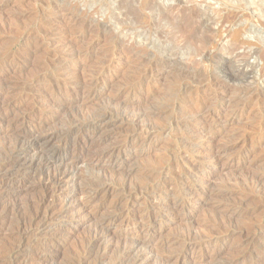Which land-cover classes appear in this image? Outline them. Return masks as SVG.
Returning <instances> with one entry per match:
<instances>
[{
  "label": "rangeland",
  "instance_id": "374dc122",
  "mask_svg": "<svg viewBox=\"0 0 264 264\" xmlns=\"http://www.w3.org/2000/svg\"><path fill=\"white\" fill-rule=\"evenodd\" d=\"M128 1L130 4L132 3V12L136 9L141 10L140 6L144 1L151 3L150 0H137V2H135L136 0H134V2L132 0ZM52 2L54 4H52ZM128 7L129 4L127 5L125 0H0V61L3 64L2 66L0 62V70H6L10 67L14 69L4 80L7 85L4 83L5 86H0L1 90L4 89L3 93L7 92V94H5L7 98L2 95L3 97L0 98V101L6 102L8 97L10 100V98H14L17 95L18 97L21 95V97L29 98V94L25 91L24 82L29 80L31 76H34L36 72H39L38 70L41 67L40 63L43 65L50 58H54L55 60L59 58V64L62 63L61 65H66L71 69L74 68L70 72V77L67 79L70 80H65L63 82L62 80H57L53 75H50L48 78H42L39 83L64 87L65 89L71 90V95L72 89H75L74 87L78 85V82L80 83V81L84 79V81L90 80L89 82L93 83L96 81L95 85H97V90L94 94H92V92L80 93L78 91L74 99L71 95L62 94L55 96L52 99V103L61 104V110L52 111V108L48 110L47 108L42 109L40 107L32 108L34 114L33 118L27 124L29 127L42 125L45 121L47 122V126H52V128L47 127V129L51 128L48 131L54 132V130H58L61 127L59 126L60 123L61 125L65 123L67 116L81 114V111L83 113L81 117L89 116V112L92 110L102 111L104 109L108 110L109 108L111 110H117V108L121 110V108L125 107L124 109H126L127 114L132 113V115H128L121 124L119 122L118 125L115 126L116 129L112 130L110 136L106 139L97 142L99 138L94 140V138L88 136L80 138V141L72 138L73 140L70 139L60 151V156H62L66 162L73 161L77 154H80V159L76 164V166L78 165L76 169L77 175L68 181L63 186L62 190H60L59 194L61 195L55 200L57 212L54 217L50 218L49 221H46L43 225V227L46 226V229H44L45 227L39 229V225L38 227L34 225L29 228L31 231L29 234L35 236L28 235L27 237H29V239L26 237L25 242L28 247L25 246L24 250L28 252L31 250L30 254L33 255L34 253L38 255H50L49 264H79L77 262L78 256L84 248L88 246L92 248L91 254L95 256L92 257L91 255L89 257L90 259L87 260L89 264H94L97 256H102V264H162V260L167 257L172 264H264V182L263 184L261 183V186V184H255L253 180H251L252 178L250 179L251 172H256V169L257 172L264 170V159L260 164L247 165L243 163L241 158L244 155H248L249 159H251L252 155L259 152L264 153V137L261 145L256 148L251 146L256 142V139L253 138L255 137L254 130L257 128L256 126L259 127L261 124L264 125V111L259 110L261 106L259 102L264 98V0H152L149 7L141 10L142 16L140 18L136 16L133 17L132 15H134V13H126L129 10ZM62 8L65 9V11ZM77 13L79 16H77ZM67 16L79 17L80 19H78L77 22H72ZM61 18H64V20H61ZM146 23H148V25ZM149 23H151L150 27ZM195 24L197 26H195ZM182 27L183 29H181ZM186 33L187 35H192L193 38L191 37L187 40L185 37ZM47 39H50L49 43ZM68 39H71L72 43H74V45L72 44L73 51H80V57H77L71 52L72 48L70 49L66 43ZM236 39H238L241 44L235 46L233 41ZM90 45L93 49L91 51H86L85 48ZM24 50H32V53L27 58L16 59L17 61L6 62V64L3 62V56L8 54L17 55L19 51L23 52ZM51 50H55L52 51L54 54ZM47 58L49 59L47 60ZM18 62L21 63L22 66L18 65ZM158 62L161 63L158 64ZM227 63L229 64L227 65ZM150 68L153 69L151 70ZM225 71L227 73H225ZM142 74H145L146 77ZM9 75L11 76L9 77ZM72 75L78 76L75 78ZM99 75L102 76L100 77ZM212 77L218 78L222 84H224V91L220 90V93L225 96V100L229 97H233L238 89L242 88L243 90L249 91L247 97L243 99L244 102L242 101L237 105L234 104V106H229L226 110L227 112L224 108V104L226 103L225 100H218L212 105V111L223 110V118L225 115L227 116L228 112L231 113L232 111L235 113L238 122L234 124L233 132H237L240 135L238 134V139L235 140L233 155L229 157L225 154V157L223 156L219 160L220 162L222 160L221 163L219 161L218 164V162L206 160L196 162L191 166L190 163L192 162V158L197 156L195 148L206 149L207 147L206 150H216V147L225 141V137L222 138L224 135H221L223 134L220 131L221 125H212L208 128L209 131H207L205 125L200 120L198 121L194 118L191 120L190 118H183L180 116V111L182 109L190 108L192 99L201 96L202 93L208 92V89L203 87V85L206 80H210ZM197 78L199 79L197 80ZM72 81L78 82H73V84ZM244 86L246 87L244 88ZM177 88L180 89L178 90ZM189 88L191 91L188 93L187 90H189ZM195 89L197 90L195 91ZM229 93L232 94L228 95ZM81 94H83V96ZM186 94L189 97L185 96ZM251 94L253 95L250 96ZM183 96L184 99L182 102H179L178 109L172 111L170 107L173 102L177 101V98ZM186 98L188 99L187 103ZM122 102L124 104H122ZM25 104L24 102L18 107L16 106L13 108V110L15 112H27ZM26 105L29 107L28 103ZM20 107L23 108V110H20ZM133 115L138 116L134 119L136 121L134 127L131 125L132 122L130 123L133 119ZM226 116L224 119L222 117L220 118L222 123L227 121ZM5 117L8 119L9 116H7V114L3 115L0 112V152L6 150L5 143L9 140V137H7L9 133L8 131L6 132L7 122ZM64 119L65 121H62ZM183 119L185 120L184 126L180 127L177 125V122L181 124L184 121ZM180 120H182V122ZM246 126L248 127L247 129ZM132 127L133 129L136 128L133 130ZM189 127L191 129H189ZM137 128L141 130L138 131ZM152 130H154L155 133ZM242 133L247 134V138L243 137ZM174 134L178 136L175 137ZM146 136L149 139L146 138ZM210 136L211 139H209ZM126 137L134 138V143L131 146L128 145L129 147L122 145V141ZM207 141L212 142H208L209 144H207ZM113 146L115 149L110 159L101 156L103 152H106L107 149ZM152 169L156 171L157 174L155 172L154 175L149 176L146 171ZM186 171H188V173ZM179 172L183 173L180 174ZM197 173H199V176H197ZM143 175H147L146 178ZM147 177L150 180H148ZM198 177H202V182L198 180ZM163 179H165L166 182ZM72 181H74V183ZM94 181L97 183V186ZM203 181L209 183L214 188L220 190L225 189V191L229 192V196L228 194L227 196L230 197V200H226L228 197L225 196V206L220 210H215L213 206L205 204H196L194 208H188L193 200L191 192H198ZM145 184L146 186H144ZM154 184L157 189L154 188ZM138 185H143V190L141 189V191L137 193H135V191L133 192L131 186L134 188L138 187ZM77 186H82L83 193L79 195L75 193V187ZM150 187L151 189H149ZM124 190L126 192H124ZM14 191L15 192L12 191L13 194L10 196V200H12L11 205L9 203L8 206L5 207L9 209L7 210L9 215L8 219H14L12 221L15 222L26 214V212H30L28 208L29 202L30 199H34L35 194L24 186H17ZM175 193H178V196ZM233 195L239 198L236 199ZM235 200H238L237 203ZM238 203L241 204L238 205ZM13 204L14 207L12 206ZM26 204L28 211L24 208ZM17 205H19L20 211L16 209ZM168 205H170L171 208ZM9 207H11L12 211ZM2 208L3 210L0 211V218L2 219L3 217L5 221L4 216L6 215L4 213V207ZM96 209L100 210V214H98L101 215V217H97L99 216L98 214L96 216L93 214L92 211ZM21 210H23L22 213ZM8 219L4 226H0V249L5 243H9L12 240V238L9 239V237H12L14 233L12 226L14 222L12 223V221ZM100 219L110 220L107 225V238L103 240L104 242L97 240L95 232L97 231ZM139 226L141 228H139ZM208 226L210 227L208 228ZM214 226H216V229ZM239 226L240 228L242 227V230H245V233L256 234V238L243 239V237L239 235V231L241 230L238 228ZM32 228L35 229V232ZM209 232L216 233L218 237L214 238L215 236H213L210 238L209 251L206 257L200 256V253L197 252L193 255L189 253L184 256V258L178 255L180 249L191 247L193 240L207 238V236L210 235ZM132 234L142 235L146 240L150 235L152 238L150 237L146 249L144 247L139 251L134 250V253H131L127 258L123 256L121 251L122 247L126 244L124 238H128ZM204 234L205 236H203ZM200 236L202 238H200ZM34 240H38V243ZM122 242L124 245H122ZM243 242L247 244H243ZM237 248L239 250H237ZM142 250L145 252V257L147 256L148 258L145 261L143 258H139L140 253L143 252ZM210 250L211 252L213 251V254L216 253V259L214 261L207 257L211 254ZM106 251H108V253ZM117 251H119V253H117ZM77 252H79V254ZM240 259H242V263L239 261ZM231 260H233V262ZM28 261L26 263L34 264L31 257ZM87 262L85 264H87Z\"/></svg>",
  "mask_w": 264,
  "mask_h": 264
},
{
  "label": "bare ground",
  "instance_id": "6f19581e",
  "mask_svg": "<svg viewBox=\"0 0 264 264\" xmlns=\"http://www.w3.org/2000/svg\"><path fill=\"white\" fill-rule=\"evenodd\" d=\"M58 1V0H57ZM62 1V0H61ZM65 1V0H64ZM127 2V5L129 4V10L126 12V13H134V15H132L133 17L136 16L137 18H140L142 16V9L144 8H147L151 5L152 3V0L151 3L149 2H146L144 1L140 8L141 10H134L133 12L131 11L132 10V7H131V4L128 0H125ZM134 2V0H132ZM142 1V0H141ZM124 2V1H123ZM137 2V0L135 1ZM139 2V1H138ZM58 3V2H57ZM51 4V3H50ZM52 4H54L52 2ZM59 4V3H58ZM69 4V3H68ZM157 5V4H156ZM58 6V5H57ZM68 6V5H67ZM133 6V5H132ZM50 7H53V6H50ZM63 7V6H62ZM79 8V7H78ZM63 9V8H62ZM58 10V9H57ZM61 10V9H60ZM65 11V9H63ZM79 10V9H78ZM171 11V10H170ZM159 12V11H158ZM193 12V11H192ZM196 12V11H195ZM61 13V12H60ZM70 13V12H68ZM73 13V12H72ZM169 13V12H168ZM63 14V13H62ZM66 14V13H65ZM74 14V13H73ZM166 14V13H165ZM198 14V13H196ZM61 15V14H60ZM64 15V14H63ZM67 15V14H66ZM194 15V14H192ZM70 16V15H69ZM68 17L69 20H71L72 22H77L78 19H80L79 17ZM75 16V15H74ZM77 16L78 13H77ZM126 16V15H125ZM148 16V15H147ZM63 17V16H62ZM118 17V16H117ZM132 17V18H133ZM150 17V16H149ZM168 17V15H167ZM125 18V17H124ZM169 18V17H168ZM189 18V17H188ZM64 20V18H61V20ZM117 19V18H116ZM186 19V18H185ZM120 20V19H119ZM127 20V19H125ZM135 20V19H134ZM133 20V21H134ZM188 20V19H187ZM186 20V21H187ZM190 20V19H189ZM82 21V20H81ZM87 21V20H86ZM122 21V19H121ZM181 21V20H180ZM185 21V20H184ZM202 21V20H201ZM63 22V21H62ZM93 22V21H92ZM98 22V21H97ZM150 22V21H149ZM188 22V21H187ZM68 23V22H67ZM87 23V22H86ZM142 23V22H141ZM186 23V22H185ZM200 23V22H198ZM197 23V24H198ZM76 24V23H75ZM83 24V23H82ZM145 24V23H144ZM148 25V23H146ZM150 24L149 23V27H150ZM182 24V22H181ZM190 24V23H189ZM69 25V24H68ZM84 25V24H83ZM100 25V24H99ZM199 25V24H198ZM72 26V24H71ZM70 26V27H71ZM94 26V25H93ZM92 26V27H93ZM104 26V25H103ZM183 26V25H182ZM195 26H197L195 24ZM87 27V26H86ZM146 27V25H145ZM148 27V26H147ZM148 27V28H149ZM147 28V29H148ZM152 28V26H151ZM150 28V29H151ZM193 28V27H192ZM195 28V27H194ZM200 28V27H198ZM96 29V28H95ZM183 29V27L181 28ZM201 29V28H200ZM91 30V29H90ZM106 30V29H105ZM185 30V29H184ZM187 30V29H186ZM195 30V29H194ZM24 31V30H23ZM46 31V30H45ZM44 31V32H45ZM86 31V30H85ZM84 31V32H85ZM176 31V30H175ZM174 32V31H173ZM191 31L189 30V33ZM199 32V31H198ZM41 33V32H40ZM39 33V34H40ZM91 33V32H90ZM182 33V32H181ZM196 33V32H195ZM185 34V33H184ZM191 34V33H190ZM197 34V33H196ZM194 34V35H196ZM193 35V36H194ZM46 36H49V35H46ZM51 36V35H50ZM68 36V35H67ZM234 36H237V35H234ZM21 37V36H20ZM43 37V36H42ZM92 37V36H91ZM186 39L189 40L192 35H187L186 33ZM212 37V36H211ZM40 38V37H39ZM176 38V37H175ZM193 38V37H192ZM206 38V37H205ZM208 38V37H207ZM74 39V38H72ZM41 40V39H40ZM43 40V39H42ZM48 40V39H47ZM50 40V39H49ZM48 40V43L50 42ZM176 41V40H175ZM234 42V45L237 46L239 44H241V42L236 39ZM56 43V42H55ZM53 43V44H55ZM65 43V42H64ZM67 43V46H69V48L72 50L71 52L73 54H75L77 57H80L79 56V52L78 51H73V47H72V44L74 45V43H72L71 39H68L66 41ZM107 44V43H106ZM79 45V44H78ZM54 46V45H53ZM100 46V45H99ZM123 46V45H122ZM163 47V46H162ZM68 48V50H69ZM119 48V47H118ZM52 49V48H51ZM86 51H91L93 48L92 46H87L86 48ZM163 49V48H162ZM186 49V48H185ZM216 49V48H215ZM234 49V48H233ZM27 50V49H26ZM60 50V49H59ZM124 50V49H122ZM22 51V50H21ZM32 51V50H31ZM31 51H23V52H18L17 55H6V56H3V62H11V61H15L16 59H23V58H27L32 52ZM52 51H55V50H51ZM58 51V50H57ZM85 51V50H84ZM205 51V50H204ZM93 52V51H92ZM110 52V51H109ZM118 52V51H117ZM213 52V51H212ZM210 52V53H212ZM257 52V51H256ZM54 54V52H52ZM58 53V52H57ZM56 53V54H57ZM112 53V52H111ZM120 53V52H119ZM13 54V53H12ZM117 54V53H116ZM123 54V53H122ZM127 54V53H126ZM130 54V53H129ZM137 54V53H136ZM4 55V54H3ZM93 55V53H92ZM112 55V54H111ZM117 55H120V54H117ZM132 55V54H131ZM130 55V57H131ZM203 55V54H202ZM60 56V55H59ZM58 56V57H59ZM127 56V55H126ZM134 56V55H133ZM138 56V55H137ZM136 56V57H137ZM62 57V56H61ZM84 57V56H83ZM90 57V56H89ZM129 57V56H128ZM129 57V58H130ZM140 57V56H139ZM31 58V57H30ZM64 58V57H63ZM94 58V57H93ZM111 58V57H110ZM138 58V57H137ZM49 58H47L48 60ZM59 59V58H58ZM58 59H49L48 61H46L43 65L40 63L41 67L39 68V72H36V74L34 76H31L29 80L25 81L24 84H25V91H27L26 93L29 94V98H25V97H21V95L18 97V95L16 97H12L10 98L9 100V97L8 99H6L7 101L6 102H3V101H0V112L1 114H7L8 119L6 118V122H7V130L6 132L8 131L9 135L7 137H9V140L6 141L5 143V147H6V150L4 152H0V211L3 210L2 207H4V213L6 216H4L5 218V221L3 220V217L2 219L0 218V226H4L6 220L8 219V212L7 210L8 207H5V206H8V204L10 203L11 205V202L12 200H10V196L13 192H15L14 190L17 188V186H24L26 187L27 189H29V191H33L34 192V199L31 200L30 199V202H29V211L30 212H26V214H24L22 217H20L17 221H12L14 219H8L9 221L11 220L12 223L14 222V224H12L13 226V229H14V233L12 235V237H9V239L12 238V240L9 242V243H5L1 249H0V264H28L26 263L28 261V259H30L31 257V260H33L34 264H49L48 261L50 260V255H47V254H43V255H38V254H30V252H28L27 250H24L25 246L28 247L27 243L25 242V239L28 235H30L29 233L31 232L30 231V227L32 226H36L38 227L39 225V229L43 227V225L46 223V221H49L50 218L54 217L55 213L57 212L56 211V201L58 199V197L61 195L59 194L60 190H62L63 186L68 182L70 181L71 179H73L74 177H76L77 173H76V169H77V162L78 160L80 159V154H77L76 158L71 161V162H66V160L60 156V151L65 147V145L70 141V139H74V140H79L80 138L82 137H85V136H88L90 138H94V140L96 138H99V141H102L104 139H106L107 137L110 136L111 134V131L112 130H115L116 127L118 125V123L120 122V124L127 118L128 115H132V113H129L127 114L126 113V109H124L125 107L121 108V110H119L117 108V110H114L113 107L111 110L108 109H104L102 111H99V110H95V111H91L89 112V116L87 117H81V114L83 115L82 111H81V114H72L70 116H67L66 118V121L65 119L62 120V121H65V123L63 125H60L61 126L58 130H54V132H50L48 131L49 129L52 128V126H47L46 123L47 122H43L42 125H38V126H34V127H29L27 124L28 122L33 118V110L32 108L34 107H40V108H47L48 109H51L52 108V111H58L60 108H62V105L61 104H54L52 103V99L55 97V96H59V95H68L70 96L71 95V90H68V89H65L64 87H61V86H54V85H47V84H42V83H39V81L43 78H48L50 75H53L54 77L57 78V80H62L63 82L65 80L68 79V77H70V72L74 69H71L69 68L68 66L66 65H61L59 64V61ZM61 59V58H60ZM77 59V58H76ZM83 60V59H82ZM139 60V59H138ZM146 60V59H145ZM206 60V58H205ZM17 61V60H16ZM23 61V60H21ZM28 61V60H27ZM94 61V60H93ZM103 61V59H102ZM134 61V60H133ZM137 61V60H136ZM140 61V60H139ZM138 61V62H139ZM157 61V60H156ZM160 61V60H159ZM208 61V60H207ZM221 61V60H220ZM1 62V61H0ZM32 62V61H31ZM97 62V61H96ZM205 62V61H204ZM225 62V61H224ZM13 63V62H12ZM19 63V62H18ZM88 63V62H87ZM98 63V62H97ZM161 63V62H160ZM158 62V64H160ZM2 64V62H1ZM11 64V63H10ZM229 63H227L228 65ZM18 65H21V63H19ZM138 65V64H137ZM163 65V64H162ZM3 66V64H2ZM22 66V65H21ZM91 66V65H90ZM155 66V65H154ZM226 66V65H225ZM32 67V66H31ZM158 67V65H157ZM165 67V66H164ZM227 67V66H226ZM83 68V67H82ZM221 68V67H220ZM151 69V68H150ZM153 69V68H152ZM151 69V70H152ZM162 69V68H161ZM14 69L13 67H10L8 69H2L0 70V77H1V81H0V86H5V78L6 76L12 72ZM18 70V69H17ZM16 70V71H17ZM28 70V69H27ZM143 70V69H142ZM94 71V70H93ZM147 71V70H146ZM201 71V70H200ZM15 72V71H14ZM21 72V71H19ZM77 72V71H76ZM141 72V71H140ZM150 72V71H149ZM223 72V71H222ZM31 73V72H30ZM81 73V72H80ZM148 73V72H147ZM225 73H227L225 71ZM29 74V73H27ZM34 74V73H33ZM79 74V72H78ZM96 74V73H95ZM101 74V73H100ZM193 74V72H192ZM195 74V73H194ZM12 75V74H11ZM9 75V77L11 76ZM17 75V74H16ZM82 75V73H81ZM143 76H145V74H142ZM141 75V76H142ZM150 75V74H149ZM199 75V74H198ZM201 75V74H200ZM264 75V74H263ZM18 76V75H17ZM26 76V75H25ZM30 76V75H29ZM73 77H77L76 75H72ZM71 76V77H72ZM100 76V75H99ZM102 76V75H101ZM100 76V77H101ZM196 76V75H195ZM193 76V77H195ZM204 76V75H203ZM214 76V75H213ZM146 77V76H145ZM206 77V76H205ZM204 77V78H205ZM210 77V76H209ZM52 78V77H51ZM50 78V79H51ZM80 78V77H79ZM83 78V77H82ZM99 78V77H98ZM139 78V76H138ZM18 79V78H17ZM26 79V78H25ZM84 79V78H83ZM97 79V77H96ZM102 79V78H100ZM131 79V78H130ZM146 79V78H145ZM193 79V78H192ZM199 78H197L198 80ZM24 80V79H23ZM56 80V79H55ZM56 80V81H57ZM70 80V79H69ZM67 80V81H69ZM85 80V79H84ZM80 81V83L78 81H72V83L74 82H78V85H76V87H74L75 89H72V95L73 96L72 98L74 99L77 95V92L79 91L80 93H90L92 92V94H94V92H96L97 90V85H95V82H89V81ZM95 80V78H94ZM104 80V79H103ZM139 80V79H138ZM202 80V78H201ZM205 80V79H203ZM8 81V80H7ZM133 81V80H132ZM144 81V79H143ZM195 81V80H194ZM58 82V81H57ZM60 82V81H59ZM191 82V81H190ZM5 83V84H4ZM73 83V84H74ZM9 84V83H8ZM56 84V83H55ZM62 84V83H61ZM66 84V83H64ZM185 84V83H184ZM193 84V83H192ZM7 85V84H6ZM58 85V84H57ZM63 85V84H62ZM99 85V84H98ZM196 85V84H194ZM200 85V84H199ZM198 85V86H199ZM23 86V85H22ZM99 87V86H98ZM131 87V86H130ZM180 87V86H179ZM189 87V86H188ZM200 87V86H199ZM203 87L207 88L208 89V92L206 93H202L201 96L197 97V98H194L191 100V105H190V108L188 109H182L180 111L181 113V117L183 118H190L192 120V118L194 119H197L198 121L200 120L204 125H205V129L208 130L209 127H211L212 125H221L220 127V131L223 133L221 135H224L222 138L225 137V141L223 143H221V145H219L218 147H216V150H206V149H198V148H195V151L197 153V156H195L194 158H192V162L190 163L191 166H193L196 162H201V161H206V160H210V161H213V162H218L220 160V158H222L225 154H227V156L230 157V155H233L234 153V144H235V140L238 139L237 135L239 133L237 132H233V126L235 123L238 122V119H236V115L234 112L231 111V113L228 112L227 116H226V120L224 123H222L220 121V118L223 116V110H216V111H212V105L214 103H216L218 100H225V96H223L221 93H220V90L224 91V84H222V82L218 79V78H214L212 77L210 80H206V82L204 83ZM233 87V86H232ZM246 86H244L245 88ZM187 88V87H186ZM185 88V89H186ZM195 88V87H194ZM21 89H24V88H21ZM121 89V88H120ZM135 89V88H134ZM138 89V88H137ZM142 89V88H141ZM178 89V88H177ZM180 89V88H179ZM178 89V90H179ZM182 89V88H181ZM227 89V88H226ZM256 89V88H255ZM145 90V89H144ZM184 90V89H183ZM197 89H195L196 91ZM202 90V89H201ZM229 90V89H228ZM227 90V91H228ZM13 91V90H12ZM20 91V90H19ZM24 91V92H25ZM120 91V90H119ZM188 93L190 90H187ZM200 91V90H199ZM206 91V90H204ZM203 91V92H204ZM236 91V90H235ZM4 92V89L1 90L0 88V98L3 97L2 95H4L5 98H7L5 94H7V92L3 93ZM117 92V91H116ZM136 92V91H135ZM144 92V91H143ZM148 92V91H147ZM185 92V91H183ZM193 92V91H192ZM248 92L247 90H243L242 88L241 89H238L236 91V93L234 94L233 97H229L227 100H225V111L227 110V108L231 105L234 106V104H238L239 102H244V98L247 97L248 95ZM10 93V92H9ZM19 93V92H18ZM16 93V94H18ZM38 93V94H37ZM98 93V92H97ZM139 93V92H138ZM149 93V92H148ZM187 93V92H186ZM187 93V94H188ZM263 93V92H262ZM13 94V93H12ZM25 94V93H24ZM117 94V93H116ZM147 94V93H146ZM185 95L187 97H189L188 95ZM232 93H229L228 95H231ZM264 94V93H263ZM23 95V94H22ZM35 95H38V96H35ZM83 96V94H81ZM142 95V94H141ZM176 95V94H175ZM183 95V93H182ZM227 95V96H228ZM253 94H251L250 96H252ZM262 95V94H261ZM9 96V95H8ZM13 96V95H12ZM86 96V95H85ZM226 96V97H227ZM257 96V95H256ZM11 97V96H10ZM192 97V96H190ZM194 97V96H193ZM196 97V96H195ZM27 99V100H26ZM72 99V100H73ZM116 99V98H115ZM142 99V98H141ZM184 99V96L183 97H179L177 98V101L173 102V104L171 105L170 109L172 111H175L176 109H178V104L179 102H182ZM146 100V99H145ZM169 100V98H168ZM173 100V99H172ZM186 103L188 102V99L186 98ZM27 101V102H26ZM122 101V100H121ZM28 103L29 104V107H27V105L25 104L26 108L27 109V112L26 111H20V112H15L13 110V108H15L16 106L18 107L19 105L23 104V103ZM171 102V101H170ZM185 102V101H184ZM118 103V102H116ZM221 103V102H220ZM122 104H124L122 102ZM185 104V103H184ZM235 105V106H236ZM247 105V104H246ZM259 105L260 108L259 110L260 111H264V98L262 99L261 102H259ZM71 106V105H70ZM75 106V105H74ZM118 106V105H116ZM186 106V105H185ZM232 106V107H233ZM241 106V105H240ZM64 107V106H63ZM69 107V106H68ZM111 107V106H109ZM214 107V106H213ZM223 107V106H222ZM239 107V106H238ZM107 108V107H106ZM128 108V107H127ZM132 108V107H131ZM215 108V107H214ZM257 108V107H256ZM166 109V108H165ZM216 109V108H215ZM244 109V108H243ZM20 110H23V108L20 107ZM46 110V111H47ZM61 110V109H60ZM160 110V109H159ZM163 110V109H162ZM180 110V109H179ZM230 110V108H229ZM256 110V109H255ZM258 110V108H257ZM72 111V110H71ZM90 111V110H89ZM141 111V110H140ZM161 111V110H160ZM13 112V113H12ZM36 112V111H35ZM88 112V111H87ZM159 112V111H158ZM169 112V111H167ZM166 112V113H167ZM215 112V113H214ZM227 112V111H226ZM241 112V111H240ZM256 112V111H255ZM53 113V112H52ZM56 113V112H54ZM80 113V112H79ZM248 113V111H247ZM253 113V112H252ZM258 113V112H257ZM163 114V113H162ZM169 114V113H168ZM177 114V113H175ZM241 114V113H240ZM261 114V113H260ZM67 115V114H66ZM138 115V114H137ZM135 116L133 115V119L132 121H130V123L132 122V126L134 127L136 125V121L134 119H136L138 116ZM142 116V115H141ZM144 116V115H143ZM224 116V118H225ZM239 116V115H238ZM241 116V115H240ZM245 116V115H244ZM250 116V115H249ZM247 116V117H249ZM218 117V118H217ZM243 117V116H242ZM251 117V116H250ZM249 117V118H250ZM65 118V117H64ZM175 118V117H174ZM223 118V117H222ZM223 118V119H224ZM189 119V120H190ZM247 119V118H246ZM4 120V119H3ZM44 120V119H43ZM46 120V119H45ZM141 120V118H140ZM171 120V119H170ZM169 120V121H170ZM184 120V119H183ZM34 121V120H33ZM176 121V120H175ZM182 122V120H180ZM224 121V120H223ZM191 122V121H190ZM189 122V123H190ZM197 122V121H196ZM63 123V122H62ZM129 123V122H128ZM140 123V122H139ZM169 123V122H168ZM176 123V122H175ZM184 123H185V120L180 124V122L178 123L177 122V125H179L180 127L184 126ZM201 123V124H202ZM40 124V123H39ZM200 124V122H199ZM171 125V124H169ZM168 125V126H169ZM194 125V123H193ZM259 125V124H258ZM121 126V125H120ZM123 126V124H122ZM126 126V125H125ZM139 126V125H138ZM137 126V127H138ZM157 126V125H156ZM167 126V125H166ZM172 126V125H171ZM170 126V127H171ZM4 127H5V124H4ZM47 127H51L49 129H47ZM115 127V128H114ZM132 127V129H133ZM186 127V126H185ZM193 127V126H192ZM218 127V126H217ZM257 127V128H256ZM255 130H254V136L253 138L256 139V142L254 145H251L253 146V148H256L258 147L259 145H261L262 143V139L264 137V125H259L256 126ZM1 128V127H0ZM118 128V127H117ZM127 128V127H126ZM131 128V127H130ZM136 128V127H135ZM134 128V129H135ZM141 128V127H140ZM144 128V127H143ZM150 128V127H148ZM147 128V129H148ZM166 128V127H165ZM173 128H176V127H173ZM248 127L246 126V129ZM128 129V128H127ZM133 129V130H134ZM138 131L139 128H137ZM136 129V131H137ZM178 129V128H177ZM180 129V128H179ZM189 129H191L189 127ZM213 129V128H211ZM217 129V128H216ZM250 129V128H249ZM253 129V128H252ZM125 130V128H124ZM129 130V129H128ZM144 130V129H143ZM170 130V129H169ZM235 130V129H234ZM238 130V128H237ZM132 131V130H131ZM137 131V132H138ZM146 131V130H144ZM154 132V130H152ZM172 131V129H171ZM188 131V129H187ZM243 131V130H241ZM248 131V130H247ZM246 131V132H247ZM253 131V130H252ZM129 132V131H128ZM152 132V133H153ZM180 132V130H179ZM186 132V131H185ZM214 132V131H213ZM218 132V131H217ZM239 132V131H238ZM150 133V132H149ZM155 133V132H154ZM191 133V132H190ZM248 133V132H247ZM126 134V133H125ZM144 134V133H143ZM209 134V133H208ZM211 134V133H210ZM152 135V134H151ZM160 135V134H159ZM158 135V136H159ZM213 135V134H212ZM240 135V134H239ZM243 137H246L247 138V134L245 133H242ZM253 135V134H252ZM173 136V135H172ZM174 136H178V135H175ZM173 136V138H174ZM185 136V135H184ZM190 136V135H189ZM205 136V135H204ZM203 136V137H204ZM250 136V135H249ZM124 137V136H123ZM180 137V136H179ZM187 137V136H186ZM185 137V138H186ZM198 137V136H197ZM196 137V138H197ZM206 137V136H205ZM251 137V136H250ZM146 138H148L146 136ZM152 138V137H151ZM193 138V137H192ZM241 138V137H240ZM8 139V138H7ZM72 139V140H73ZM134 138H131V137H126L122 142L124 146H131L134 141H133ZM145 139V137H144ZM149 139V138H148ZM184 139V138H183ZM206 139V138H205ZM211 139V136L210 138ZM243 139V138H242ZM245 139V138H244ZM251 139V138H250ZM82 140V139H81ZM114 140V139H113ZM146 140V139H145ZM178 140V139H177ZM188 141H190L189 139H187ZM215 140V139H214ZM221 140V139H220ZM247 140V139H246ZM80 141V140H79ZM192 141V140H191ZM121 142V143H122ZM185 142V141H184ZM205 142V140H204ZM209 141H207V144ZM251 142V141H250ZM106 143V142H105ZM111 143V142H110ZM244 143V142H243ZM177 144V143H176ZM185 144V143H184ZM188 144V143H186ZM212 144V143H211ZM252 144V143H251ZM264 144V143H263ZM178 145V144H177ZM189 145V144H188ZM197 145V144H195ZM215 145V144H214ZM213 145V146H214ZM119 146V145H118ZM128 146V147H129ZM192 146V145H191ZM206 146V145H205ZM217 146V145H216ZM263 146V145H262ZM107 147V146H106ZM188 147V146H187ZM198 147V146H197ZM100 148V147H99ZM104 148V147H103ZM119 148V147H117ZM123 148V147H122ZM180 148V147H179ZM186 148V147H185ZM189 148V147H188ZM114 146L113 147H110L109 149H107L106 152H103L101 154V156L103 157H106V158H109L111 157V154H113L114 152ZM250 149V148H249ZM258 149V148H257ZM260 149V148H259ZM263 149V148H261ZM121 150V149H120ZM182 150V149H181ZM190 150V149H189ZM256 150V149H255ZM3 151V150H2ZM100 151V150H98ZM261 151V150H260ZM177 152V151H176ZM249 152V151H248ZM251 152V151H250ZM259 152V151H257ZM99 153V152H98ZM170 153V152H169ZM252 153V152H251ZM246 154V153H245ZM253 154V153H252ZM185 155V154H183ZM177 156V155H176ZM237 156V155H236ZM187 157V156H186ZM190 157V156H189ZM225 157V156H224ZM184 158V157H182ZM191 158V157H190ZM242 160H243V163H246L247 165H253V164H256V163H261V161L264 159V153L263 152H259L255 155H252V158L249 159V156L248 155H244L241 157ZM226 159V158H225ZM68 160V159H67ZM70 160V159H69ZM165 160V159H164ZM171 160V159H170ZM169 160V161H170ZM174 160V158H173ZM177 160V159H176ZM175 160V162H176ZM181 160V159H180ZM188 160V159H187ZM225 161V160H224ZM231 161V160H230ZM264 161V160H263ZM132 162V161H131ZM187 162V161H186ZM220 162V161H219ZM218 162V164H219ZM222 162V160H221ZM220 162V163H221ZM232 162V161H231ZM159 163V162H158ZM162 163V162H161ZM168 163V162H167ZM188 163V162H187ZM203 163V162H202ZM227 163V162H226ZM165 164V163H164ZM223 165V164H222ZM230 165V164H229ZM236 165V164H235ZM164 166V165H163ZM168 166V165H167ZM177 166V165H176ZM198 166V165H197ZM228 166V165H227ZM190 167V166H189ZM164 168V167H163ZM162 168V169H163ZM180 168V167H179ZM197 168V167H196ZM151 169V168H150ZM157 169V168H156ZM193 169V168H192ZM79 170V169H78ZM158 170V169H157ZM194 170V169H193ZM124 171V170H123ZM145 171V170H144ZM192 171V170H191ZM156 171H153L152 170H147L146 173L149 175V176H152L154 175ZM188 173V171H186ZM190 172V171H189ZM165 173V172H164ZM180 173V172H179ZM183 173V172H182ZM180 173V174H182ZM193 173V172H192ZM157 174V172H156ZM174 174V173H173ZM194 174V173H193ZM199 176V173H197ZM162 175V174H161ZM160 175V176H161ZM179 175V174H177ZM185 175V174H184ZM195 175V174H194ZM251 177L250 179L253 180V182L257 185L259 184H263L264 182V170L263 171H258L257 172V169H256V172H251L250 173ZM144 176V175H143ZM147 176V175H146ZM146 176H144L146 178ZM157 176V175H156ZM183 176V175H182ZM186 176V175H185ZM192 176V175H191ZM154 177V176H153ZM167 177V176H166ZM169 177V176H168ZM122 178V177H121ZM164 178V177H163ZM174 178V177H173ZM185 178V177H184ZM196 178V177H195ZM202 178V177H201ZM201 178L198 177V180L200 182L201 181ZM104 179V178H103ZM109 179V178H108ZM131 179V178H130ZM148 179V177H147ZM159 179V178H158ZM166 179V178H165ZM163 179V180H165ZM170 179V178H169ZM168 179V180H169ZM150 180V179H148ZM157 180V179H156ZM172 180V179H171ZM177 180V179H176ZM99 181V180H98ZM109 181V180H108ZM107 181V182H108ZM147 181V180H146ZM152 181V180H151ZM185 181V180H184ZM197 181V180H196ZM207 181V180H206ZM74 183V181H72ZM76 182V181H75ZM101 182V181H100ZM148 182V181H147ZM161 182V180H160ZM164 182V181H163ZM166 182V180H165ZM172 182V181H171ZM198 182V181H197ZM252 182V181H251ZM90 183H91V180H90ZM95 183V181H94ZM139 183V182H137ZM136 183V184H137ZM155 183V182H153ZM159 183V181H158ZM181 183V182H180ZM199 183V182H198ZM235 183V182H234ZM242 183V182H241ZM249 183V182H248ZM253 183V184H254ZM82 184V183H81ZM96 186H97V183H95ZM94 184V186H95ZM109 184V183H108ZM126 184V183H125ZM157 184V183H156ZM169 184H170V181H169ZM172 184V183H171ZM186 184V183H185ZM191 184V183H190ZM201 188L198 192H194V191H190L191 194H192V198L193 200L191 201L192 204H190V206H188L189 209L191 208H194V205L196 204H205V205H210V206H213L216 209H221L222 207H224L225 205V198L229 196V192L228 191H225L224 190H220V189H217V188H214L213 186H211L209 183H206L203 181V183H201ZM223 184V183H221ZM231 184V183H230ZM261 184V186H262ZM99 185V184H98ZM105 185V183H104ZM107 185V184H106ZM132 185V184H131ZM134 185V184H133ZM168 185V184H167ZM173 185V184H172ZM178 185V184H177ZM198 185V184H197ZM125 186V185H124ZM123 186V188H124ZM143 186V185H142ZM141 185L138 187H134L132 188L131 186V190H133V192L135 191V193L137 192H140L141 189L143 190V187ZM146 186V184L144 185ZM157 186V185H156ZM215 186V185H214ZM223 186V185H222ZM246 186V185H245ZM249 186V185H248ZM82 187V186H81ZM80 186H77L75 187L76 188V192L77 195H79L80 193H83V188H81ZM87 187V186H86ZM104 187V186H103ZM152 187V186H151ZM151 187L149 189H151ZM170 187V185H169ZM173 187V186H172ZM230 187V186H229ZM23 188V187H22ZM106 188V187H105ZM104 188V189H105ZM154 188L155 187V184H154ZM175 188V187H174ZM228 188V187H227ZM88 189V188H86ZM91 189V188H90ZM97 189V188H96ZM100 189V188H99ZM109 189V188H108ZM126 189V188H125ZM129 189V188H128ZM157 189V188H156ZM178 189V187H177ZM188 189V188H187ZM196 189V188H195ZM127 190V189H126ZM130 190V189H129ZM172 190V189H171ZM174 190V189H173ZM186 190V189H185ZM17 191V190H16ZM93 191V190H92ZM169 191V190H168ZM189 191V190H188ZM261 191V190H260ZM85 192V191H84ZM94 192V191H93ZM110 192V191H109ZM124 192H126L124 190ZM129 192V191H128ZM150 192V191H149ZM159 192V191H158ZM171 192V191H170ZM175 192V191H174ZM32 193V192H31ZM87 193V192H86ZM130 193V192H129ZM184 193V191H183ZM71 194V193H70ZM93 194V193H92ZM144 194V193H143ZM173 194V192H172ZM176 194V193H175ZM178 194V193H177ZM176 194V195H177ZM228 194V196H227ZM94 195V194H93ZM147 195V194H146ZM170 195V194H169ZM168 195V196H169ZM237 195V194H236ZM236 195L234 197H236ZM239 195V194H238ZM31 196V195H30ZM76 196V195H75ZM118 196V195H117ZM148 196V195H147ZM178 196V195H177ZM226 196V197H225ZM232 196V195H231ZM180 197V196H179ZM244 197V195H243ZM15 198V197H14ZM13 198V199H14ZM181 198V197H180ZM230 197L226 198V200H228ZM239 198V197H238ZM236 197V199H238ZM246 198V197H245ZM250 198V197H249ZM93 199V198H92ZM186 199V198H185ZM190 199V198H189ZM233 199V198H232ZM252 199V198H251ZM9 200V201H7ZM60 200V199H59ZM230 200V199H229ZM228 200V201H229ZM241 200V199H240ZM245 200V199H243ZM242 200V201H243ZM186 201V200H185ZM190 201V200H189ZM238 201V200H237ZM237 201L235 200V202L237 203ZM248 201V200H247ZM257 201V200H256ZM95 202V201H94ZM117 202V201H116ZM182 202V201H181ZM188 202V201H187ZM250 202V201H249ZM115 203V202H113ZM122 204V203H121ZM166 204V203H165ZM176 204V203H175ZM188 204V203H187ZM241 204V203H238V205ZM246 204V203H245ZM249 204V203H247ZM114 205V204H113ZM189 205V204H188ZM232 205V204H231ZM236 205V204H235ZM243 205V203H242ZM14 207V204L12 205ZM11 206V207H12ZM106 206V205H105ZM104 206V207H105ZM115 206V205H114ZM113 206V207H114ZM170 206V205H168ZM227 206V204H226ZM244 206V205H243ZM242 206V207H243ZM247 206V205H245ZM11 207L10 210H11ZM19 211H20V207L19 205L16 206ZM27 207V204L26 206H24V208ZM112 207V206H111ZM175 207V206H174ZM183 207V205H182ZM230 207V205H229ZM237 207V206H236ZM240 207V206H239ZM59 208V207H58ZM57 208V209H58ZM66 208V207H65ZM81 208V207H80ZM124 208V207H123ZM146 208V207H145ZM171 208V206H170ZM203 208V207H202ZM263 208V207H262ZM22 209V207H21ZM85 209V208H84ZM110 209V208H108ZM168 209V208H167ZM173 209V208H172ZM183 209V208H182ZM234 209V208H233ZM240 209V208H239ZM246 209V208H245ZM248 209V208H247ZM251 209V207H250ZM24 210V209H23ZM23 210H21V213L23 212ZM27 210V208H26ZM105 210V209H104ZM174 210V209H173ZM176 210V209H175ZM223 210V209H222ZM236 210V209H235ZM244 210V208H243ZM261 210V209H259ZM12 211V210H11ZM14 211V210H13ZM25 211V210H24ZM28 211V210H27ZM99 209H96L95 211H92L93 214L96 216L98 213H99ZM107 211V210H106ZM231 211V210H230ZM246 211V210H245ZM251 211V210H250ZM249 211V213H250ZM7 212V214H6ZM10 212V211H9ZM17 212V211H16ZM102 212V211H101ZM105 212V211H104ZM110 212V211H109ZM260 212V211H258ZM257 212V213H258ZM3 213V212H2ZM19 213V212H18ZM69 213V212H68ZM113 213V212H112ZM231 213V212H230ZM235 213V212H234ZM242 213V212H240ZM100 214V213H99ZM98 214V215H99ZM254 214V213H253ZM256 214V213H255ZM4 215V214H3ZM19 215V214H18ZM22 215V214H20ZM93 215V216H94ZM111 215V214H110ZM108 216V215H107ZM113 216V215H112ZM252 216V215H251ZM97 217H101V215L97 216ZM96 217V218H97ZM125 217V216H124ZM227 217V216H226ZM239 217V216H238ZM10 218V217H9ZM110 219V218H109ZM107 219H100L99 222H98V228H97V231L96 232V237H97V240L99 241H103V240H106L107 238V225L108 223L110 222V220ZM8 221V222H9ZM97 221H98V218H97ZM214 221V220H213ZM262 221V220H261ZM94 223V222H93ZM211 223V222H210ZM220 223V222H219ZM223 223V222H222ZM11 224V222H10ZM97 224V223H96ZM136 224V223H134ZM217 224V223H216ZM225 224V223H224ZM255 224V223H254ZM139 225V223H138ZM141 225V224H140ZM210 225V224H208ZM229 225V224H228ZM262 225V224H261ZM11 226V228H12ZM219 226V224H218ZM217 226V227H218ZM222 226V225H221ZM224 226V225H223ZM227 226V225H226ZM255 226V225H254ZM45 227V228H44ZM43 228L46 229V226H44ZM210 226H208L209 228ZM215 229H216V226H214ZM139 228H141L139 226ZM154 228V227H153ZM224 228V227H223ZM239 229L240 226L238 227ZM237 228V230H238ZM257 228V227H256ZM261 228V227H260ZM33 229V228H32ZM151 229V228H150ZM206 229V228H205ZM211 229V228H210ZM221 229V228H220ZM234 229V227H233ZM247 229V228H246ZM11 230V229H10ZM34 232H35V229H33ZM214 230V229H213ZM223 230V229H222ZM227 230V229H226ZM232 230V228H231ZM236 230V229H235ZM41 231V230H40ZM38 231V232H40ZM43 231V230H42ZM45 231V230H44ZM207 231V230H205ZM210 231V230H209ZM216 231V230H215ZM219 231V230H218ZM225 231V230H224ZM13 232V231H12ZM33 232V233H34ZM37 232V233H38ZM139 232V231H138ZM151 232V231H150ZM149 232V233H150ZM214 232V231H213ZM158 233V232H157ZM210 233V232H209ZM220 233V232H219ZM253 233V232H251ZM32 234V233H31ZM112 234V233H111ZM145 234V233H144ZM154 234V233H153ZM152 234V235H153ZM156 234V233H155ZM222 234V233H220ZM233 234V233H232ZM238 234V233H237ZM261 234V233H260ZM263 234V233H262ZM33 235V234H32ZM30 235V236H32ZM109 235V234H108ZM126 235V234H125ZM236 235V233H235ZM239 235H241L243 237V239L247 240V239H253L256 234H249V233H245V230H240L239 231ZM35 236V235H33ZM127 236V235H126ZM199 236V235H198ZM202 236V235H201ZM200 236V238H202ZM205 236V234L203 235ZM215 236L214 238H217L218 235H216V233H210L209 236H207V238L205 239H196V240H193L192 242V246L191 247H185V248H182L180 249L178 255H180V257L183 256H186L187 254L190 253V255H193L194 253H200V256H205L207 255V252L209 251V246H210V238ZM261 236V235H259ZM148 237V236H147ZM150 237L151 235L149 236V238L146 240L142 237V235H130L128 238H124L125 240V245L124 243L122 245H124L122 247V254L123 256H129L131 253H134L133 251L134 250H140L142 248L147 247L148 245V242L150 241ZM154 237V236H153ZM197 237V236H196ZM195 237V238H196ZM232 237V236H231ZM263 237V235H262ZM152 238V237H151ZM198 238V237H197ZM224 238V236H223ZM256 238V237H255ZM261 238V237H260ZM27 239H29V237H27ZM128 239V240H126ZM191 239V238H190ZM240 239V238H239ZM259 239V238H258ZM108 240V239H107ZM185 240V239H184ZM215 240V239H214ZM255 240V239H254ZM27 241V240H26ZM35 241V240H34ZM38 240H36L35 242H37ZM94 241V240H93ZM123 241V240H122ZM190 241V240H189ZM223 241V240H222ZM226 241V240H225ZM243 241V240H242ZM253 241V240H252ZM28 242V241H27ZM30 242V241H29ZM40 242V241H39ZM91 242V241H90ZM104 242V241H103ZM107 242V241H106ZM191 242V241H190ZM214 242V241H213ZM218 242V241H217ZM246 242V241H245ZM243 242V244L245 243ZM34 243V242H33ZM38 243V242H37ZM86 243V242H85ZM89 243V242H88ZM98 243V242H97ZM212 243V242H211ZM249 243V242H248ZM252 243V242H250ZM30 244V243H29ZM41 244V243H39ZM43 244V243H42ZM57 244V243H56ZM102 244V243H100ZM215 244V243H214ZM240 244V243H239ZM247 244V243H245ZM31 245V244H30ZM35 245V244H34ZM47 245V244H46ZM249 245V244H248ZM40 246V245H39ZM99 246V245H98ZM109 246V245H108ZM38 247V245H37ZM61 247V246H60ZM97 247V246H95ZM151 247V246H149ZM240 247V246H239ZM248 247V246H247ZM31 248V247H30ZM42 248V247H40ZM84 248V247H83ZM104 248V247H103ZM152 248V247H151ZM164 248V247H163ZM180 248V247H179ZM178 248V249H179ZM214 248V247H213ZM28 249V248H27ZM32 249V248H31ZM144 249V250H145ZM215 249V248H214ZM33 250V249H32ZM36 250V249H35ZM38 250V249H37ZM40 250V249H39ZM42 250V249H41ZM91 250L92 248H90L89 246L88 247H85L84 250L79 254V252H77L79 254L78 256V259H77V262L79 264H85L87 262L88 259H90L89 257L92 255L91 253ZM109 250V249H108ZM218 250V249H217ZM233 250V249H232ZM237 250H239L237 248ZM46 251V250H45ZM97 251V250H95ZM137 251V252H138ZM143 251V250H142ZM236 251V250H235ZM35 252V251H34ZM42 252V251H41ZM108 253V251H106ZM151 252V251H150ZM211 252V250H210ZM213 252V251H212ZM209 254L207 257H209L210 259H213V261L216 259V253H212ZM238 252V251H237ZM33 253V251H32ZM76 253V254H77ZM117 253H119V251H117ZM144 251L140 253L139 255V258H143L144 261L147 258V256L145 257L144 255ZM206 253V254H205ZM243 253V252H242ZM246 253V252H245ZM257 253V252H256ZM98 254V253H97ZM105 254V253H104ZM177 254V253H176ZM75 255V254H74ZM94 255V254H93ZM92 257H95L93 256ZM160 255V254H159ZM189 255V256H190ZM241 255V254H240ZM257 255V254H256ZM119 256V254H118ZM195 256V255H194ZM243 256V255H241ZM125 257V258H126ZM131 257V256H130ZM221 257V256H219ZM238 257V256H237ZM74 258V256H73ZM77 258V257H76ZM128 258V257H127ZM126 258V259H127ZM133 258V257H132ZM161 258V257H160ZM191 258V257H190ZM196 258V257H195ZM198 258V257H197ZM208 258V259H209ZM226 258V257H225ZM243 258V257H242ZM102 256H97L96 259H95V262L94 264H102L103 260H102ZM209 259V260H210ZM94 260V259H93ZM121 260V259H120ZM242 259H240L239 261L241 262ZM258 260V259H257ZM30 261V260H29ZM28 261V262H29ZM107 261V260H106ZM124 261V260H123ZM128 261V260H127ZM141 261V260H140ZM181 261V260H180ZM218 261V260H217ZM221 261V260H220ZM219 261V262H220ZM233 262V260H231ZM256 261V260H255ZM262 261V260H261ZM260 261V262H261ZM115 262V261H114ZM136 262V260H135ZM147 262V261H146ZM152 262V261H151ZM176 262V261H175ZM227 262V261H226ZM238 262V261H236ZM244 262V260H243ZM76 263V262H75ZM106 263V262H104ZM120 263V262H119ZM138 263V262H137ZM140 263V262H139ZM161 263V262H160ZM170 263L169 260H168V257L165 259L162 260V264H168ZM177 263V262H176ZM182 263V262H181ZM242 263V262H241ZM257 263V261H256ZM31 264V263H30ZM87 264H89L87 262ZM92 264V263H90ZM118 264V263H117ZM144 264V263H143ZM172 264V263H170ZM225 264V263H223ZM263 264V263H262Z\"/></svg>",
  "mask_w": 264,
  "mask_h": 264
}]
</instances>
